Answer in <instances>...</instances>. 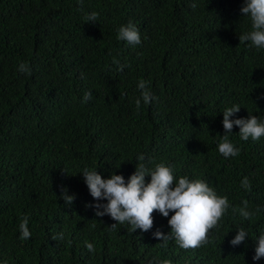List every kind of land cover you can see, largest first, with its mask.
I'll list each match as a JSON object with an SVG mask.
<instances>
[{"label": "trees", "instance_id": "16d2710c", "mask_svg": "<svg viewBox=\"0 0 264 264\" xmlns=\"http://www.w3.org/2000/svg\"><path fill=\"white\" fill-rule=\"evenodd\" d=\"M244 5L0 0V264H264V257L253 260L264 233V137L244 141L234 125L227 135L239 154L218 151L226 108L240 106L231 119L264 121V49L239 41L252 30ZM92 12L97 21L86 22ZM129 21L141 35L135 46L117 38ZM21 62L31 74L18 71ZM141 79L156 99H141L137 110ZM159 163L177 180L207 181L229 201L199 248L182 249L172 238V212H154L150 231L133 232L91 206L107 201L91 196L84 169L105 179L120 174L127 183L137 164ZM245 177L250 190L241 185ZM62 189L74 195L70 206ZM244 200L250 220L234 211ZM239 227L249 235L233 246ZM157 230L170 238L157 239Z\"/></svg>", "mask_w": 264, "mask_h": 264}, {"label": "clouds", "instance_id": "9594fccd", "mask_svg": "<svg viewBox=\"0 0 264 264\" xmlns=\"http://www.w3.org/2000/svg\"><path fill=\"white\" fill-rule=\"evenodd\" d=\"M83 0H80L82 5ZM243 15L249 16L251 20V31L239 36L241 43L250 41L257 49H264V0H245L241 8ZM98 14L92 12L85 17L86 22H95ZM117 38L126 41L129 45L135 46L141 43L139 29L131 21L121 25L117 30ZM119 65L118 70L122 71L124 65L113 60ZM18 71L31 74L30 67L21 62ZM148 82L141 79L137 87L142 90L141 98L136 100V107L139 110L141 99L145 105L151 104L156 99L148 90ZM92 98L91 91L85 92L83 101L87 102ZM240 106L233 105L223 111V128L225 134L218 144V151L225 158L235 157L239 149L229 140L228 133H232L233 126H239L240 138L247 141L250 137L259 140L264 137V121L256 115L248 118L231 119L239 112ZM139 159H143L140 157ZM83 177L91 196L96 201L106 200L107 203H96L94 207L97 216L109 215L116 223L131 226L134 232L140 229L143 232L150 231L154 225V212H159L168 217L172 212L168 224L174 238L182 249H195L208 242V235L213 228H216L229 208L227 197L217 195L216 191L203 179H189L181 176L178 180L174 175L173 168L164 163L156 164L154 169L147 168L144 164H137L135 172L130 176L127 183L123 175L113 173L105 179L97 170L84 169ZM150 176L149 182L145 177ZM174 185V186H173ZM243 188L250 190L251 183L247 177L241 181ZM62 198L67 205L74 201V195H67V190L62 189ZM102 209V210H101ZM239 215L250 220L254 213L248 208V201L244 200L238 209ZM116 223L111 225L115 228ZM21 239L27 240L31 237L28 227V218L24 217L19 224ZM154 237L167 241L170 237L160 230L153 233ZM243 228H237L236 235L230 241L233 246L239 245L248 236ZM62 237V234L60 236ZM89 251H94L93 244L85 242ZM264 257V233L257 237L255 254L253 260H260ZM162 264H171L170 261H163Z\"/></svg>", "mask_w": 264, "mask_h": 264}]
</instances>
